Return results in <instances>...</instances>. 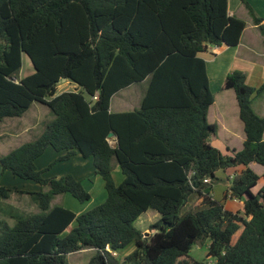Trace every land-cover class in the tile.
<instances>
[{
  "label": "trees",
  "instance_id": "1",
  "mask_svg": "<svg viewBox=\"0 0 264 264\" xmlns=\"http://www.w3.org/2000/svg\"><path fill=\"white\" fill-rule=\"evenodd\" d=\"M227 3L0 0V122L22 116L33 102L52 113L38 135L0 155V174L40 186L18 191L34 197L37 211L11 215L10 226L0 221V264H66L67 254L84 248L95 249L89 264H264V182L252 192L260 176L249 166L264 167V116L251 107L264 82L251 86L242 71L232 70L222 83L235 94L240 149L224 153L212 145L217 125L207 120L214 94L199 54L208 46H236L245 27L228 14ZM24 54L33 71L18 78ZM63 77L75 90L56 93ZM143 80L148 85L139 107L110 111L115 93ZM48 147L57 156L39 169L35 161ZM78 153L92 158L106 197L77 214L51 201L69 194L87 202L82 181L43 173ZM240 165L226 177L223 199L242 201L231 211L210 188L218 170ZM11 191L0 186V199ZM194 195L200 203L185 208ZM147 210L155 220L148 219L150 233H143L136 221ZM206 239V259L191 258L192 246ZM130 244L124 258L112 254Z\"/></svg>",
  "mask_w": 264,
  "mask_h": 264
},
{
  "label": "crops",
  "instance_id": "2",
  "mask_svg": "<svg viewBox=\"0 0 264 264\" xmlns=\"http://www.w3.org/2000/svg\"><path fill=\"white\" fill-rule=\"evenodd\" d=\"M246 1L252 9L253 15L250 13L246 5L241 2V0H228L227 3L228 14L240 18L245 22V27L241 32L238 44L233 47L208 46L205 52L199 54L205 60L209 87L214 94V101L207 110L208 122L217 125L216 137L211 140V144L224 153H229V149H240L244 141V132L242 123L238 117V106L234 91L232 89H221L226 74L232 70H240L245 74L246 82L249 85L257 87L264 82V28L262 30L259 28V25L264 27V0ZM246 12L250 16L249 18H251V21H247L246 18H244L243 15ZM253 17L260 18V23L256 24L253 20ZM144 82L145 80L136 84H132L115 93L110 99V111L121 112L139 107L145 94V88L143 87ZM140 84L141 87L139 88ZM75 88L76 86L73 88V90H75ZM226 101H228V104H226ZM252 102L251 107L254 112H256L258 115L264 116V92L261 95L260 100H258V112L253 108ZM26 111L20 117L8 118L2 121L0 125V137H6V133L3 132H8L14 138H20L23 135H25L23 139L33 137L35 132L32 131L33 127L29 126L30 122H28L26 119ZM56 156L57 153L55 152V150L48 147L43 152V154L36 159L35 164L37 168L42 169L47 166L52 160H54ZM56 165L61 166L63 168V171L52 173V170ZM77 166H80V168L82 169L78 170L76 168ZM249 166L260 176L257 185L252 189V192L255 193L264 182L263 178L261 177L264 171V167L255 162L250 163ZM117 168L118 166L115 165L112 173L115 182L119 183L122 179V175L120 170H118ZM241 168H243L241 165L229 167L228 169L232 171L228 173V169H226L225 171L222 170L224 172L222 175L225 176L227 174L226 177H232V175L240 171ZM49 170L50 171L47 172V175L49 176H53L55 174L56 177H60L66 174H71L75 178L80 179L84 188L90 193V199L88 201H91L93 198L92 190L98 191L96 196L99 199H103L104 197H106L105 190H102V180L98 175L94 173L91 157L84 158L78 153L68 160L55 162ZM218 172H220V170L215 173L216 177L218 179H223L222 177L217 176ZM86 179L88 180L86 181ZM14 181L19 182L21 180L20 178L19 180H16L14 178ZM228 185L229 183L226 185L212 183V186L210 188L211 194L215 199L222 201L225 208L231 211H237L242 207L241 200L234 198L223 199V195ZM15 187L16 186L10 188L13 191L8 193L7 198L1 199L0 201H8L10 205L15 203V205L20 210L19 212L21 213H30L37 211L38 207L34 200V197L25 192L18 191H37L40 188L39 184H30V190L19 189ZM220 192L222 195L221 199L217 196ZM57 198L58 195L54 196L51 201L52 205L59 204L53 203ZM192 198L195 199L193 201L192 199H189L188 204L192 202L193 205H198L200 203V198H198L197 196L194 195L192 196ZM70 202L74 205L71 209L75 213L78 214L85 211L84 209L87 202L82 204L81 207L71 199ZM140 218L141 216L137 219L136 225ZM145 231L147 230H143L142 232L145 233ZM69 254H67V256ZM116 256H119L118 253H116Z\"/></svg>",
  "mask_w": 264,
  "mask_h": 264
},
{
  "label": "rangeland",
  "instance_id": "3",
  "mask_svg": "<svg viewBox=\"0 0 264 264\" xmlns=\"http://www.w3.org/2000/svg\"><path fill=\"white\" fill-rule=\"evenodd\" d=\"M243 16H244V18H246L247 21H249V20L251 21V18H249L250 16L248 15L247 12L244 13ZM32 71H33V69H32V66L30 64V61H29L27 55H25V54L22 55V66L18 72V78L23 77V76L31 73ZM147 85H148V80H145V82L143 83V87L145 88V90L147 88ZM74 87H75V84L68 81V80L67 81H59L57 84L56 92L60 93L62 91L73 90ZM140 87H141V84L139 85V88ZM260 97H261V95L254 98L253 102H252V106L257 112H258V105H259L258 100H260ZM226 104H228V101H226ZM51 118H52V113L50 112L48 107L44 104L39 103V102H33L26 111V119L28 122H30L29 126L33 127L32 131L35 132V134H37V135L42 130L44 123ZM1 123L2 122H0V125H1ZM3 133H6V137H2V136L0 137V155L7 153L9 150H11L15 146L19 145L20 143L28 141L31 138H33V137H30L28 139H23L25 137V135L21 136L20 138H14L8 132H3ZM50 149H52V148H50ZM76 168L78 170L82 169V168H80V166H77ZM117 169L120 170L119 167ZM226 169H228V168H226ZM49 171L50 170L48 169L47 171H45L43 173V175L45 177L49 176V175H47V172H49ZM62 171H63V168L59 165H56L55 168L52 170V173L53 172H62ZM231 171L232 170H229V169L227 170L228 173ZM223 173L224 172L222 170H220V172H218L217 176L222 177L223 179H218L213 184L226 185L229 183V180L226 178L227 174L225 176H223L222 175ZM112 175H113V173H112ZM53 176H55V174ZM14 178L16 180L17 179L19 180L18 177H13L10 172H8V171L3 172L2 174H0V186H4L6 188H8V187L12 188V187L16 186L19 189L30 190V184L35 185V183L33 181L23 180V179H20L21 181H19V182H15ZM87 180L88 179H86V181ZM102 183H103V181H102ZM102 190H104L103 187H102ZM97 193H98V191L92 190L93 198L91 201H87V204H86V207L84 210L89 209V208L101 203L104 200L105 197L103 199H99L96 196ZM217 196H218V198L221 199L222 198L221 192ZM70 199L72 201H74L76 204L80 205V207L82 206V204L86 203V202H83V203L78 202L76 199H74L69 194H58V198L53 203H59V204L63 205L64 207L71 209V208H73L74 205L70 202ZM191 199L193 201L195 198H191ZM195 206H197V205H193V203L191 202L190 204L187 203V206H185V208L191 209V208H194ZM19 211L20 210L15 205V203L10 205L8 203V201L7 202L0 201V221H4L7 225L10 226L14 223V219L12 218L11 215H13L15 213H19ZM154 213L155 212L153 210H147V212L142 214V217L137 222L138 227L141 228L142 231L147 230V231H145V233H150L149 228H148V223H149L148 219H149V221H154L155 220V217H153ZM208 243H209V239H206L202 243L198 242V243L194 244L192 246V248L190 249V251L188 252V255L195 260L206 259ZM133 246H134L133 244H130V245L126 246L125 248L121 249L120 251H118L117 253L119 255V258L122 259L126 255L130 254L131 251L133 250ZM94 255H95V249L94 248H84V249H81L79 251H76L74 253L69 254L66 257V264H89L91 258ZM114 256L117 257L116 255H114Z\"/></svg>",
  "mask_w": 264,
  "mask_h": 264
},
{
  "label": "water",
  "instance_id": "4",
  "mask_svg": "<svg viewBox=\"0 0 264 264\" xmlns=\"http://www.w3.org/2000/svg\"><path fill=\"white\" fill-rule=\"evenodd\" d=\"M61 80H66L64 77L63 78H61ZM116 137V135L112 132V131H110L109 133H108V135H107V139H109V140H111V139H113V138H115Z\"/></svg>",
  "mask_w": 264,
  "mask_h": 264
},
{
  "label": "built area",
  "instance_id": "5",
  "mask_svg": "<svg viewBox=\"0 0 264 264\" xmlns=\"http://www.w3.org/2000/svg\"><path fill=\"white\" fill-rule=\"evenodd\" d=\"M92 98H96V95H94ZM203 181H204V182H209L210 180H209L208 177H206V178L203 179ZM234 199H235V198H234ZM112 254H113V255H116L115 252H112Z\"/></svg>",
  "mask_w": 264,
  "mask_h": 264
}]
</instances>
